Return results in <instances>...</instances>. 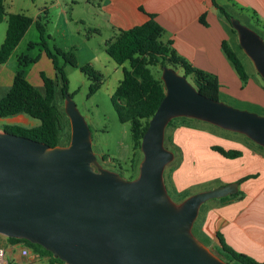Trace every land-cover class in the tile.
<instances>
[{
	"label": "water",
	"instance_id": "1",
	"mask_svg": "<svg viewBox=\"0 0 264 264\" xmlns=\"http://www.w3.org/2000/svg\"><path fill=\"white\" fill-rule=\"evenodd\" d=\"M239 46L264 79V40L231 18ZM166 95L141 141L132 180L104 169L70 94L68 145L50 147L0 130V235L42 246L65 264H229L193 233L203 205L236 194L237 182L173 201L164 181L175 154L165 147L173 119L189 118L264 148V116L204 96L170 67Z\"/></svg>",
	"mask_w": 264,
	"mask_h": 264
},
{
	"label": "crops",
	"instance_id": "2",
	"mask_svg": "<svg viewBox=\"0 0 264 264\" xmlns=\"http://www.w3.org/2000/svg\"><path fill=\"white\" fill-rule=\"evenodd\" d=\"M215 1L240 19L252 16L264 33V0ZM82 2L102 22L95 29H111L112 37L118 30L140 26L149 20V15H154L165 29L163 41H171L177 55L194 67L216 75L222 96L264 109L263 84L250 75L245 85L223 50V41L230 40L229 32L212 0H31L24 4L21 0H6V8L8 14H26L36 22L42 19L43 12H49L48 6ZM203 16L208 25L201 23ZM45 57L50 61L55 75L51 60ZM8 63L9 60L0 65V97L12 86L16 75V71L8 68ZM44 63L49 66L46 60ZM35 82L40 84L38 79ZM41 82L42 87V79ZM7 119L11 124H6V119L0 118V130L6 125L29 128L40 125L27 115ZM213 130L210 128L204 132L184 126L175 129L174 142L182 149V161L173 173L174 185L181 192L197 183L218 180L220 186H225L243 177L256 175V178L239 185L238 189L245 194L243 199L225 205H221L218 200L207 203L203 230L215 246H219L217 234L220 233L225 243L236 252L264 262V152L238 136L240 134L223 137V134ZM188 140H197L199 146L196 147ZM212 146L240 150L243 156L227 159L213 151ZM204 168L206 176L204 174L197 182L190 183L189 174ZM24 251L27 253L24 254ZM0 253V264H49L48 258H42L23 243H12L2 235Z\"/></svg>",
	"mask_w": 264,
	"mask_h": 264
},
{
	"label": "trees",
	"instance_id": "3",
	"mask_svg": "<svg viewBox=\"0 0 264 264\" xmlns=\"http://www.w3.org/2000/svg\"><path fill=\"white\" fill-rule=\"evenodd\" d=\"M212 3L223 19L228 32L237 35V32L232 27L231 18H240L230 12L227 7L217 4L215 0H212ZM5 19H7V31L4 42L0 46V65L7 63L27 31L36 23L41 39L40 44L45 55L53 64L55 78L51 79L41 73L43 86L36 87L29 82L23 70L17 71L12 86L0 97V118L7 119L19 115H27L40 121V125L32 128L6 125L2 129L10 134L45 143L50 147L63 146V137L66 135V145H68L71 138V130L69 119L65 114L64 103L69 81L64 66L60 65V60L62 59L65 64L76 67V56L72 52L65 53L58 49L53 52L45 39V27L39 21L35 22L33 18L26 14H8L6 0H0V23ZM249 19L240 20L249 21ZM201 23L208 25L205 16L201 18ZM95 31L98 32V30ZM164 33L165 29L156 21L155 16L149 15V20L146 23L129 30H118L105 44L106 53L111 59L120 66L128 64V67L123 68V79L112 97V103L119 120L131 123L135 150L141 149V141L149 126V121L166 95V88L161 80V75L156 77L152 73L151 68L158 66H162V68L168 67L169 63L178 64L183 70V75L187 77L197 91L214 100L222 101L223 97L218 77L194 67L191 63L179 57L172 48V42H164L162 40ZM258 34L260 35V33ZM260 36L262 37V35ZM222 47L241 81L246 85L250 75L247 73L238 53L231 46V41H223ZM238 47L242 50L239 45ZM81 71L92 82L90 95L95 94L101 88L103 76L91 66H85ZM261 79L264 81L262 77ZM232 100L236 105L245 106L249 111L255 113L264 110L254 104ZM193 121L196 120L189 118L173 119L166 129L165 147L174 152V160L177 161V164L182 161V151L174 142V131L182 126H192ZM243 137L251 145L264 152L263 147L255 144L247 137ZM211 149L227 159H237L243 156V152L240 150H226L221 146H212ZM176 165L164 173V181L173 201L180 203L191 196L192 193L188 190L180 192L176 189L172 177ZM253 178H256V175L243 177L237 183L242 185ZM244 196V192L239 190L236 194L218 201L221 205H225L235 200H241ZM207 207L208 204L201 207L193 233L201 242L211 248L213 241L203 230ZM217 239L219 246L214 245L211 250L225 262L229 264H264V262H259L233 250L225 243L222 234L218 233ZM8 240L12 243H23L34 254L42 258H48L49 264H65L60 259L54 258L50 252L40 245L32 244L24 239L8 238Z\"/></svg>",
	"mask_w": 264,
	"mask_h": 264
},
{
	"label": "rangeland",
	"instance_id": "4",
	"mask_svg": "<svg viewBox=\"0 0 264 264\" xmlns=\"http://www.w3.org/2000/svg\"><path fill=\"white\" fill-rule=\"evenodd\" d=\"M30 1L31 0H21L22 4ZM85 2L79 4L70 3L69 5L60 3L61 5L56 4L53 5V7L48 6L49 12H43L41 16L42 19H40L39 22L45 27V39L53 52L58 49L65 53L72 52L76 56V67L65 64L62 59L60 60V65L64 66L69 81L67 93L71 95L79 112L90 127L92 133V148L99 164L104 169L115 172L124 179L131 180L134 177L136 178L139 174V166L143 160V154L141 149H134L131 123H125L119 120L112 103V97L120 81L123 79V68L128 67V64L126 63L124 66H120L106 53L105 44L106 41L112 37L113 30L103 28L99 31L95 29L97 25L102 22L96 19V16L88 9ZM240 21L244 25H248L249 28L260 33L264 39V33L261 28L257 26L256 20L249 19V21ZM95 30H98L99 33ZM6 31L7 19L0 23V46L4 42ZM229 37L231 46L238 53L245 65L247 73L258 78L264 86V81L257 74L250 59L245 55L243 50L239 49L238 36L229 33ZM163 39L164 37H162V40ZM40 43V34L37 30L36 23H34L12 53L8 63V68L10 70L16 72L23 70L25 76L33 85L37 83L35 81L38 79L40 84H35L36 87H41L42 85L41 73H44L51 79L55 77L52 72L50 61L46 59L43 47ZM45 60L51 67V70H49L50 67L44 63ZM85 66H91L96 72H99L103 76L101 88L93 95H90L92 82L89 77L81 71ZM168 67L174 69L178 74L183 75V70L180 65L169 63ZM151 71L158 77L162 75L163 68L162 66H158L151 68ZM222 102L233 107H238L239 109L248 110L245 106L236 105L233 103L232 99L225 96L222 97ZM256 113L264 116V110H260ZM7 120L8 119L5 120V123L11 124V122L9 123ZM35 121L40 123L38 120ZM188 128L204 132L213 128V131L220 132L224 135L223 137L237 134L198 120L193 121L192 126ZM238 136L245 140L242 135ZM188 142H192L196 147L199 146L197 140H188ZM63 143V146L67 144L66 135L63 137ZM180 150L182 151L181 148ZM176 164L177 161L174 160L166 167L165 172H168L172 166ZM179 166L180 164L178 163L175 166V171ZM205 171L206 168L191 172L189 174L190 183L197 182V180L205 174ZM220 185L221 182L218 180L202 182L191 185L188 191L192 194L207 192L220 187ZM213 247L214 243L211 248Z\"/></svg>",
	"mask_w": 264,
	"mask_h": 264
},
{
	"label": "built area",
	"instance_id": "5",
	"mask_svg": "<svg viewBox=\"0 0 264 264\" xmlns=\"http://www.w3.org/2000/svg\"><path fill=\"white\" fill-rule=\"evenodd\" d=\"M27 253V251H24V254H26ZM0 255H1V253H0Z\"/></svg>",
	"mask_w": 264,
	"mask_h": 264
}]
</instances>
